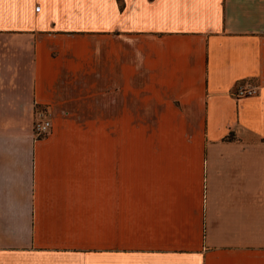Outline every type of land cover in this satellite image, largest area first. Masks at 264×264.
<instances>
[{
	"label": "crops",
	"instance_id": "1",
	"mask_svg": "<svg viewBox=\"0 0 264 264\" xmlns=\"http://www.w3.org/2000/svg\"><path fill=\"white\" fill-rule=\"evenodd\" d=\"M0 264H264V0H0Z\"/></svg>",
	"mask_w": 264,
	"mask_h": 264
},
{
	"label": "built area",
	"instance_id": "2",
	"mask_svg": "<svg viewBox=\"0 0 264 264\" xmlns=\"http://www.w3.org/2000/svg\"><path fill=\"white\" fill-rule=\"evenodd\" d=\"M37 9H40L38 7ZM258 91L253 88H243L239 89L235 96L237 98H245V97H253L257 95ZM52 129V123L49 119H47L43 114L39 117V119L34 124V134L37 138L47 136Z\"/></svg>",
	"mask_w": 264,
	"mask_h": 264
},
{
	"label": "trees",
	"instance_id": "3",
	"mask_svg": "<svg viewBox=\"0 0 264 264\" xmlns=\"http://www.w3.org/2000/svg\"><path fill=\"white\" fill-rule=\"evenodd\" d=\"M232 136H233V135H231V136L227 137V139H231V138H232Z\"/></svg>",
	"mask_w": 264,
	"mask_h": 264
}]
</instances>
